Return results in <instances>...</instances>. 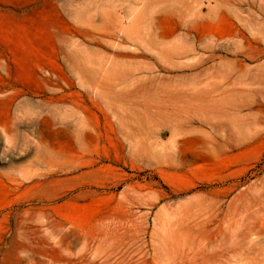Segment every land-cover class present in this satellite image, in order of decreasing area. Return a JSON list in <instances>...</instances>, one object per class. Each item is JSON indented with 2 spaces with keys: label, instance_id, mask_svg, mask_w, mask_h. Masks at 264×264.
Listing matches in <instances>:
<instances>
[{
  "label": "rangeland",
  "instance_id": "374dc122",
  "mask_svg": "<svg viewBox=\"0 0 264 264\" xmlns=\"http://www.w3.org/2000/svg\"><path fill=\"white\" fill-rule=\"evenodd\" d=\"M0 264H264V0H0Z\"/></svg>",
  "mask_w": 264,
  "mask_h": 264
}]
</instances>
